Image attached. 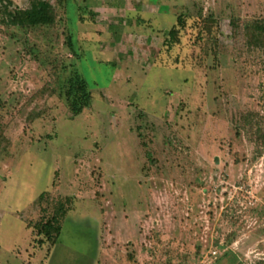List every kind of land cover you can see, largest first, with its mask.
<instances>
[{
    "label": "rangeland",
    "instance_id": "374dc122",
    "mask_svg": "<svg viewBox=\"0 0 264 264\" xmlns=\"http://www.w3.org/2000/svg\"><path fill=\"white\" fill-rule=\"evenodd\" d=\"M44 1L0 14V264H264V0Z\"/></svg>",
    "mask_w": 264,
    "mask_h": 264
},
{
    "label": "trees",
    "instance_id": "16d2710c",
    "mask_svg": "<svg viewBox=\"0 0 264 264\" xmlns=\"http://www.w3.org/2000/svg\"><path fill=\"white\" fill-rule=\"evenodd\" d=\"M12 2L9 0H0V14L2 15L3 22L8 26L14 27H45L52 26L56 22V14L52 5L44 0L35 1L31 8L26 10L15 9L12 10ZM258 29L264 32V24H259ZM178 31L172 29L170 35L172 37L177 36ZM76 83L71 85L69 91L70 105L72 111L76 115H80L85 106H88L90 100V94L88 92V86L86 81L76 76ZM77 85V87H76ZM44 196L41 195L40 199ZM69 203H59L58 208L55 211L53 217L46 222L40 224L38 234L45 237L47 241L54 246L61 235L62 224L69 210Z\"/></svg>",
    "mask_w": 264,
    "mask_h": 264
},
{
    "label": "built area",
    "instance_id": "2783aa9c",
    "mask_svg": "<svg viewBox=\"0 0 264 264\" xmlns=\"http://www.w3.org/2000/svg\"><path fill=\"white\" fill-rule=\"evenodd\" d=\"M216 254V253H215Z\"/></svg>",
    "mask_w": 264,
    "mask_h": 264
}]
</instances>
